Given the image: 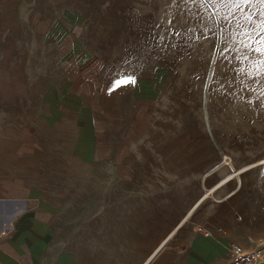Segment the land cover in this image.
<instances>
[{"label": "rangeland", "instance_id": "1", "mask_svg": "<svg viewBox=\"0 0 264 264\" xmlns=\"http://www.w3.org/2000/svg\"><path fill=\"white\" fill-rule=\"evenodd\" d=\"M53 1L0 3V45L21 54L30 82L38 68L52 77L57 51L47 29L72 6L91 16L90 32L82 34L101 47L102 76L134 78L114 90L122 113L112 116L118 132L109 158L91 166L61 163L62 203L82 206L78 220L92 208L94 230L140 244L142 254L162 239L147 263L181 232L229 235L224 264H231L229 242L263 248L264 53L251 48L261 46L264 6L257 0ZM5 28L12 34L4 35ZM213 54L205 90L209 134L202 101ZM139 82L154 96L128 109L126 95ZM231 167L238 171L220 184Z\"/></svg>", "mask_w": 264, "mask_h": 264}, {"label": "crops", "instance_id": "2", "mask_svg": "<svg viewBox=\"0 0 264 264\" xmlns=\"http://www.w3.org/2000/svg\"><path fill=\"white\" fill-rule=\"evenodd\" d=\"M53 2L98 5L108 0ZM53 19L47 29L57 51L51 78L38 68L30 82L21 54L14 56L10 44L0 45V264H224L229 235L178 233L175 245H164L147 263L162 239L142 254L140 244L94 230L92 208L78 220L82 206L62 203L61 163L106 161L117 140L112 116L122 112L113 103L117 73L102 76L101 47L82 34L83 28L89 34L85 21L91 16L72 6ZM3 32L12 34L9 28ZM131 88L128 109L154 96L140 82Z\"/></svg>", "mask_w": 264, "mask_h": 264}, {"label": "built area", "instance_id": "3", "mask_svg": "<svg viewBox=\"0 0 264 264\" xmlns=\"http://www.w3.org/2000/svg\"><path fill=\"white\" fill-rule=\"evenodd\" d=\"M261 249L251 251L243 250L236 242H229L231 264H259L264 261V253Z\"/></svg>", "mask_w": 264, "mask_h": 264}, {"label": "snow or ice", "instance_id": "4", "mask_svg": "<svg viewBox=\"0 0 264 264\" xmlns=\"http://www.w3.org/2000/svg\"><path fill=\"white\" fill-rule=\"evenodd\" d=\"M221 2H223V0H221ZM228 3H240V2H244V3H248L251 2V0H227ZM257 2L261 5L264 6V0H257ZM248 19H251V17H248ZM262 32H264V27H262L261 29ZM251 50L253 52H261L264 53V36H261V46L260 47H252ZM129 82H134V78L132 77H128L127 79H122V80H118L116 81V85L120 86L121 84H126Z\"/></svg>", "mask_w": 264, "mask_h": 264}, {"label": "water", "instance_id": "5", "mask_svg": "<svg viewBox=\"0 0 264 264\" xmlns=\"http://www.w3.org/2000/svg\"><path fill=\"white\" fill-rule=\"evenodd\" d=\"M213 60H214V54H213V56L211 58L210 67H209V70H208V73H207V77H206V80H205L204 93H203V101H202L203 115H204V119H205L206 128H207L209 134H210V130H209V126H208V123H207L206 114H205V90H206V84H207L208 79H209L210 69L212 67ZM212 140H213V138H212ZM231 170H233L232 172L237 171V169H234L233 167H231Z\"/></svg>", "mask_w": 264, "mask_h": 264}, {"label": "bare ground", "instance_id": "6", "mask_svg": "<svg viewBox=\"0 0 264 264\" xmlns=\"http://www.w3.org/2000/svg\"><path fill=\"white\" fill-rule=\"evenodd\" d=\"M237 171H238V170H237ZM237 171L232 172V173H230L229 175H227L226 177H224V181L221 182L220 184L224 183V182L227 181L229 178H231L234 174H236ZM216 187H217V186H216ZM216 187H215V188H216ZM198 203H199V202H198ZM198 203H197V204H198ZM197 204H196V205H197ZM196 205H195V206H196ZM261 251L264 253V247L261 249Z\"/></svg>", "mask_w": 264, "mask_h": 264}]
</instances>
